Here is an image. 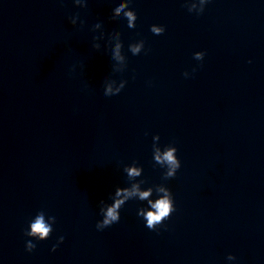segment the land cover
Segmentation results:
<instances>
[{
    "label": "clouds",
    "instance_id": "obj_1",
    "mask_svg": "<svg viewBox=\"0 0 264 264\" xmlns=\"http://www.w3.org/2000/svg\"><path fill=\"white\" fill-rule=\"evenodd\" d=\"M77 4L81 3V0H75ZM84 7H87V3L83 5ZM128 7L127 4H120L117 8H115V15L119 16L121 12H124L125 17H127L129 22V27L134 26L133 22L136 21L137 15L135 11L129 10L124 11L125 8ZM78 15V14H77ZM70 22L72 24H75V18L70 17ZM96 27H100L99 24L96 25ZM150 31L155 35H161L164 33L165 28L164 27H156L155 25H152L150 28ZM94 47H99V45H94ZM122 45L120 43H117L115 45L114 50V57L115 58H122L120 55ZM142 43L137 44L131 47V51L133 54H138L141 51ZM204 52H196L194 54V59L201 60L204 57ZM195 71V69H193ZM186 77V73H184ZM112 93L111 87H107L104 89V96L105 98H110V94ZM177 148L169 147L162 155H160L159 151H157L155 159L157 162L160 163H167L168 165V172L166 174L165 178H173L175 177L178 169L181 167V161L177 157ZM124 171L127 173V176L129 178H134L140 175V170L131 167V168H125ZM163 191V189L161 190ZM123 192L124 199H115L114 202L107 206L106 209H101V214L103 216V219L101 221H98L96 224L97 230H103L107 227H110L111 225L118 223L120 221V209L125 203V200L127 199H133L138 198L139 200H147L148 197L151 195V190L148 191H140L138 185H132L131 189H120L118 188L116 191V196H121ZM149 205L151 206V210L147 211L146 213L143 210L138 211V215L142 217L144 220H146V227L150 230H156V226L161 224V222L165 218H170V213L175 211V207L173 206V202L169 199V196L166 194L160 199L156 200L154 203L149 200ZM51 219L53 222H56L55 216H52ZM53 231L51 225L45 223L43 213L41 212L39 215L36 216L34 222L31 223V232L26 233L29 236H35L39 241H43L47 239L50 235V233ZM63 242V237H60L58 240V243ZM36 245L32 243L31 241L27 242L26 251H33L35 249ZM56 246H53V251H55Z\"/></svg>",
    "mask_w": 264,
    "mask_h": 264
}]
</instances>
